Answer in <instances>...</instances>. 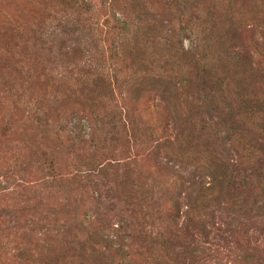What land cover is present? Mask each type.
I'll return each instance as SVG.
<instances>
[{
    "label": "trees",
    "instance_id": "1",
    "mask_svg": "<svg viewBox=\"0 0 264 264\" xmlns=\"http://www.w3.org/2000/svg\"><path fill=\"white\" fill-rule=\"evenodd\" d=\"M0 1V264L264 231V0Z\"/></svg>",
    "mask_w": 264,
    "mask_h": 264
},
{
    "label": "rangeland",
    "instance_id": "2",
    "mask_svg": "<svg viewBox=\"0 0 264 264\" xmlns=\"http://www.w3.org/2000/svg\"><path fill=\"white\" fill-rule=\"evenodd\" d=\"M2 3L6 4V2L0 1L1 5ZM183 45L184 47L189 46V41H184ZM220 217L223 218L224 215H220ZM222 227L221 223H217L216 228L221 229ZM239 232L223 241L220 238L222 232L213 229L209 238L210 247L221 252V254L218 256L219 259L211 257V264H244L238 262L243 260L242 255L251 257L247 260V264H264V231L261 232L249 226L243 231L244 238Z\"/></svg>",
    "mask_w": 264,
    "mask_h": 264
}]
</instances>
